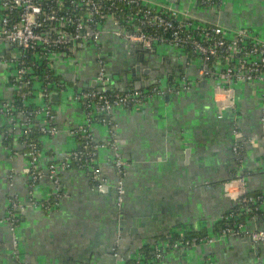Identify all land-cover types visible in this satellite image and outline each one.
Listing matches in <instances>:
<instances>
[{"label": "crops", "instance_id": "1", "mask_svg": "<svg viewBox=\"0 0 264 264\" xmlns=\"http://www.w3.org/2000/svg\"><path fill=\"white\" fill-rule=\"evenodd\" d=\"M148 3L171 6L180 14L228 30L248 28L264 38V0H222L217 7L201 0ZM101 43L116 91L147 89L157 83L166 87L182 74L189 88L112 113L118 146L127 162L122 210L116 206L111 185L97 188L90 175L78 169L62 174L66 196L59 209L46 213L32 206L30 198H50L53 184L44 176L31 194L22 137L16 133L5 139L10 126L0 118V264H132L140 259L146 264H264V245L251 234L219 235L223 216L244 192H264V83H235V105L220 117L218 104L224 94L219 82L201 79L198 64H186L182 50L143 49L141 62L136 45L111 32ZM9 51L12 47L0 42V101L15 97L14 68L1 60V54ZM95 54L93 47H87L50 58L54 74L67 88L55 92L59 98L53 103L59 134L40 138L43 167L77 146L72 130L84 121V111L72 95L91 87L98 69ZM135 66L141 67L140 74H132ZM94 133L98 141L109 139V129L102 123H95ZM236 139L243 143L238 154L233 151ZM98 164L103 176L114 182L118 173L109 148L100 150ZM13 198L25 206L15 231L4 220ZM121 211L124 224L118 228L124 231L117 232ZM259 229L264 230V216L248 225L249 231ZM186 233L210 234L214 240L186 249L167 248L164 258L155 260L157 245Z\"/></svg>", "mask_w": 264, "mask_h": 264}, {"label": "built area", "instance_id": "2", "mask_svg": "<svg viewBox=\"0 0 264 264\" xmlns=\"http://www.w3.org/2000/svg\"><path fill=\"white\" fill-rule=\"evenodd\" d=\"M221 2L201 0L203 5L212 7L219 6ZM109 32L126 43L140 44L149 52L161 46L182 50L187 58L186 64H198L201 79L212 78L219 82L218 88L224 94V99L218 104L220 117L235 105V83H264V38L248 28L228 30L218 23L180 14L171 6H153L148 0H0V42L12 47V51L1 54V60L14 68L12 84L15 88L13 99L0 101V118H6L10 126L5 139L16 133L22 137L31 194L44 176L49 177L53 184L50 198H30L32 206L46 213H52L61 206L66 196L62 174L71 169L87 172L97 188L111 185L116 206L122 210L127 162L118 146L112 113L118 108L143 105L168 91L179 93L189 88L190 82L182 74L166 87L157 83L147 89L107 91L112 77L107 70L101 39ZM87 47L95 49L98 69L94 81L103 90L88 87L75 91L72 99L80 102L84 111V121L72 130L77 146L62 159H53L43 167L42 145L34 134L37 132L41 137L59 134L51 96L56 91L64 93L67 88L66 83L54 74L50 58L57 54L72 55ZM35 99L39 101L34 103ZM95 123L108 127V140H97ZM234 132L240 138L237 127ZM103 148L112 151V162L118 173L114 182L103 176L98 164V155ZM242 150V141L236 139L233 151L238 154ZM24 207L18 199H11L4 220L12 231L19 227V212ZM262 216L264 192L251 195L244 192L237 205L223 216L224 225L219 235L251 234L253 239L264 245V230H248V225ZM213 240L210 234L182 235L164 246L157 245L153 257L160 261L167 248L186 249ZM132 264L146 263L140 259Z\"/></svg>", "mask_w": 264, "mask_h": 264}, {"label": "water", "instance_id": "3", "mask_svg": "<svg viewBox=\"0 0 264 264\" xmlns=\"http://www.w3.org/2000/svg\"><path fill=\"white\" fill-rule=\"evenodd\" d=\"M136 45V48L138 49V50H140V53H139V59H140V61L141 62H143V60H144V58H145V53H144V51H143V47L140 45V44H135ZM157 50V48H154L152 51H150V52H155ZM141 67H139V66H135L133 69H132V74L133 75H136V74H140L141 73ZM150 70L148 69V70H145V72L144 73H148ZM113 79H112V82H111V84L108 86V88H106V90L107 91H114L115 90V88H114V86H113ZM153 84H155V82H153ZM91 87L92 88H99L98 87V84H97V82L96 81H93V83H92V85H91ZM136 89H140V88H142V86L141 87H135ZM100 90H103V88H99ZM58 98H59V95H58V93H55V92H53L52 93V96H51V102L52 103H55V102H57L58 101ZM124 218V212L123 211H121L120 212V214L118 215V223H116V226H117V232H119V230H121V232H123L124 231V227H121V228H118L119 227V224H121V225H123L124 224V221H121V219H123ZM117 222V221H116Z\"/></svg>", "mask_w": 264, "mask_h": 264}, {"label": "trees", "instance_id": "4", "mask_svg": "<svg viewBox=\"0 0 264 264\" xmlns=\"http://www.w3.org/2000/svg\"><path fill=\"white\" fill-rule=\"evenodd\" d=\"M34 136L36 137V138H38L39 139V141H40V137H41V135L39 134V133H37V132H35V134H34ZM258 193H260V192H258ZM247 195H251V194H256V193H246ZM223 225H224V222L223 221H221V225H220V228L219 229H221L222 227H223ZM220 231V230H219ZM195 235H205V234H198V233H186V237H193V236H195ZM179 237V235L178 234H176L173 238H172V240H175V239H177Z\"/></svg>", "mask_w": 264, "mask_h": 264}]
</instances>
